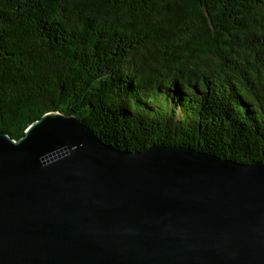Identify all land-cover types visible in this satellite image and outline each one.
<instances>
[{
	"label": "trees",
	"instance_id": "trees-1",
	"mask_svg": "<svg viewBox=\"0 0 264 264\" xmlns=\"http://www.w3.org/2000/svg\"><path fill=\"white\" fill-rule=\"evenodd\" d=\"M51 112L117 150L264 162V0H0V132Z\"/></svg>",
	"mask_w": 264,
	"mask_h": 264
},
{
	"label": "water",
	"instance_id": "water-1",
	"mask_svg": "<svg viewBox=\"0 0 264 264\" xmlns=\"http://www.w3.org/2000/svg\"><path fill=\"white\" fill-rule=\"evenodd\" d=\"M0 264H264V162L117 150L47 113L0 132Z\"/></svg>",
	"mask_w": 264,
	"mask_h": 264
}]
</instances>
